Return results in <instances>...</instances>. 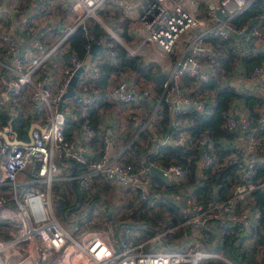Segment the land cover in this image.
I'll use <instances>...</instances> for the list:
<instances>
[{
  "label": "built area",
  "instance_id": "1",
  "mask_svg": "<svg viewBox=\"0 0 264 264\" xmlns=\"http://www.w3.org/2000/svg\"><path fill=\"white\" fill-rule=\"evenodd\" d=\"M107 1L0 0V108L37 125L24 140L16 138L9 123L0 128L9 140L23 141L9 144L0 138V220L16 226L0 234V264H243L235 247L263 263L264 202L259 205L255 193L264 194V60L246 67L233 58L224 68L229 47L210 38L227 41L238 57L264 53L261 27L230 23L252 0H147L135 17L138 42L133 46L98 13ZM89 22L106 35L92 38ZM76 32L83 38L78 48L72 39ZM115 42L124 57L139 56L158 66L159 92L121 66ZM91 43L101 49L64 96ZM147 45L168 60L148 59ZM213 83L231 90L219 112L220 128L228 136L214 138L201 130L190 137L187 115L210 111L215 93L208 86ZM245 97L256 102L248 107ZM121 121L120 131H110ZM169 147L187 152L191 167L175 156L164 158ZM69 160L84 169L59 175ZM61 180H73L87 197L105 186L109 208L124 209L113 221L115 228L69 231L62 226L80 223L62 219L61 225L53 213L51 187ZM164 189L171 190L182 220L151 234L130 225L134 212L149 215L158 208L164 198L157 192ZM110 215L119 216L115 210ZM182 225L187 226L180 228L176 243L163 245V235ZM223 235L232 256L215 248Z\"/></svg>",
  "mask_w": 264,
  "mask_h": 264
},
{
  "label": "trees",
  "instance_id": "2",
  "mask_svg": "<svg viewBox=\"0 0 264 264\" xmlns=\"http://www.w3.org/2000/svg\"><path fill=\"white\" fill-rule=\"evenodd\" d=\"M116 9L115 7L109 6L108 11L103 10L104 14H109V10L114 11ZM106 12V13H105ZM121 16V14H120ZM117 19L118 24L120 22H123L120 18L114 17ZM113 19V18H112ZM232 26H239L240 24L245 23L248 28L251 27H261L264 25V7L261 2V0H252L248 7H246L239 15L235 16L230 21ZM88 31L92 38L98 37V36H104L106 35L105 31L99 27V25L89 22L88 23ZM117 36L122 37L123 39L126 38L125 29L123 26V29L120 31H116ZM213 42H217L218 44H226L229 49L227 52V60L226 63L222 62V66L224 68H227L229 66V63H231L233 58H237L241 60V62L246 65L247 67H250L253 64L258 63L261 60H264V53L263 52H257L253 54L244 55L242 57H238L235 50H233L227 41H224L223 39H220L218 37L212 36ZM74 46L78 48V45L80 42H83V38H81L80 33L76 32L74 33L73 37ZM229 41H233L231 38L228 39ZM115 46L119 50L120 53V62L122 67H126L136 73V78L138 79L143 78L150 80L151 83L154 84V88L156 92H159L160 84L163 79V76L159 73V68L154 62H143L139 56L134 57H124V51L123 49L115 42ZM208 88L213 89L215 93V103L211 107L210 111L207 114L202 115H196V114H190L187 115L188 119L190 120L189 126L187 127V131L189 133V136L192 137L194 134L198 133L201 130H208L211 132V136L216 138L219 135H225L228 136L223 132V130L220 128L221 124V118L219 115L220 110L223 108L225 104V99L228 97V95L231 94V90L225 89L222 87H219V85L210 84ZM254 102H256L255 98L252 97H245L243 98V103L250 107L251 105H254ZM90 116H95V109H91ZM167 115L165 114V121L167 122ZM10 125V129L16 133V138L19 139H26L27 138V127H28V121H26L24 118L16 115L11 114L8 112H5L4 110L0 109V128L4 124ZM1 138V137H0ZM2 139V138H1ZM3 140V139H2ZM169 150L164 153V158H168L169 156H175L177 158L178 163L182 164V166L188 167L190 166V162H187L185 158L189 155L187 152L178 151L175 148L169 147ZM135 152V155L138 154V150L135 148L133 150ZM191 167V166H190ZM189 167V168H190ZM61 172L59 175L63 176L66 173H76L80 172L84 169L83 165L77 164L73 162L72 160L68 161V166H60ZM223 184H225L223 182ZM62 187V188H61ZM102 190H106L105 186L99 187L97 189L96 193H93L90 197L81 191L75 182L73 180H61V181H55L53 182V185L51 187V191L53 192L54 196L56 197L54 200V214L57 218H60L61 216H66L68 212L76 210L77 204H82V202H87L88 204L82 206V210L77 213V215L85 213L86 215H89L91 212V209L93 206H96L97 209L102 210L103 208L105 211L109 212L107 209L109 206L106 207V204L102 202L101 194H99ZM201 188H196V190H199ZM206 190V193L211 189V185H206L204 187ZM203 189V190H204ZM68 190V191H67ZM223 191V189H222ZM203 193V191H201ZM255 196L258 200V204L264 202V194L261 192L255 193ZM160 206L157 208L155 215H147L145 210H141L139 212H134L130 215V219L132 220L130 222V225L132 226H142L143 229L145 228L147 233H153L155 231L161 230L163 227L168 225V223L173 224L180 222L182 219V213L178 210V207L175 205L173 198L168 197L167 199L164 198V201L159 204ZM176 206V207H175ZM103 211V210H102ZM164 211V213H167L169 216V221H164L163 216L160 214ZM105 216L109 217V213L104 214ZM262 216L264 217V212L262 213ZM161 217V218H159ZM63 218H61L62 220ZM78 219L76 220V222ZM159 221V222H158ZM6 222V221H2ZM80 223V222H77ZM164 229V228H163ZM181 230V229H180ZM144 231V230H143ZM169 234L163 235V239H168ZM175 234H173V237ZM223 241L222 243L219 242L215 246L216 249L223 250L225 254L232 256V246L229 241H226L227 239L226 235H223ZM240 247H235L234 250L238 251L242 260L243 264H256L252 260L251 253H249L247 250L242 249ZM261 264H264L261 263Z\"/></svg>",
  "mask_w": 264,
  "mask_h": 264
},
{
  "label": "rangeland",
  "instance_id": "3",
  "mask_svg": "<svg viewBox=\"0 0 264 264\" xmlns=\"http://www.w3.org/2000/svg\"><path fill=\"white\" fill-rule=\"evenodd\" d=\"M105 4L102 5V8H101L102 10L99 9V12H98L100 14L101 18H104L105 19L104 21H106V23L111 27L110 29H112L115 34H116V31L122 30L123 29V26H124V29H125V25H126L127 22L125 20H123L124 17L120 13V10L119 9H114V11L109 10L110 15L109 14H104L103 13V10L106 9V8H104ZM54 8H55V10L57 12L59 11V4H58L57 1H54ZM107 11H108V9H107ZM61 12H65V11H61ZM120 14H121V16H120ZM108 17H111L113 19H115L114 17H118V18L122 19L123 22H120V24H118V22H112L110 19H108ZM119 38L122 39V37H119ZM123 41H125V40H123ZM137 80H139L142 83H147L148 82L154 88V84L151 83L150 80L143 79V78H140V77ZM120 141H122V140L120 139ZM60 172H61V170L59 171V173ZM27 187L32 188V189L39 188L40 190H43L44 189V185L43 184L42 185L29 184ZM105 189L106 190L101 191L99 194H101L102 202L105 203L106 204V207H107V206H109V204H108V200H107V197H106V195H107V192H106L107 191V188H105ZM9 190H10V188L5 189V192L8 195L10 194L9 193L10 192ZM111 191H112V189L109 190V192H111ZM157 195H160L163 198L167 199L168 197H171V190L170 189L161 190V191L157 192ZM87 204L88 203L84 201V202H82V204H77L78 205L77 206V209L68 212L66 216H61L60 218H57L56 216L55 217H56V219L59 221V223L61 225H62V223H64V222H61V218H63L66 223H68L69 220H71V221L74 220V222H75L78 219L77 222H80V224L77 225V226H75V227L74 226H69V225H66V224H63L62 225L66 229H68L69 231H74L75 229H80V228H82V229H88V228H90V229L107 231V229H109V227H110L111 230H113L115 228L114 225H113V221L115 222L117 219H119L120 217H122L123 216V213H124V209L117 210L115 208H108L110 211L107 212L103 208H101L103 210L102 211L100 209H97L96 206H93L89 215H86L85 213H82V214L77 215V213L82 210V206L85 207V205H87ZM126 206H128V205H126ZM112 210H115V214H118L119 215L118 217H116V215H115V220H113L112 219L113 217L110 215V213H111ZM156 210L149 211V213H150L149 215H151V214L152 215L157 214L156 213ZM139 211H141V210L139 209L137 212H139ZM53 213H54V211H53ZM106 213H109V217L104 215ZM160 214L163 216L164 221L165 220H167V222L169 221V216L167 215V213H164V211H163ZM159 218H161V217H159ZM131 221L132 220L130 219L129 222H131ZM175 224L176 223H173V224H171V223L169 224L168 223V225H166L165 227H171V226H173ZM184 226H187V225H182L179 228L178 227L172 228L173 232H168L167 233V234H169L168 235L169 237H168V239H165L164 238L163 245H173V244H175L177 237L180 235V231H181L180 228L183 230V229H185ZM165 227H163V228H165ZM15 228H16V226L11 225L9 222L8 223L7 222H0V234L2 236H5L7 231L14 232ZM173 234H175L174 237H173ZM146 237H147V234L140 235V239H144ZM152 244H153V241H152ZM159 244H160V242H155L153 245H159ZM17 258L18 257H16V256H12L11 257V260H17Z\"/></svg>",
  "mask_w": 264,
  "mask_h": 264
},
{
  "label": "crops",
  "instance_id": "4",
  "mask_svg": "<svg viewBox=\"0 0 264 264\" xmlns=\"http://www.w3.org/2000/svg\"><path fill=\"white\" fill-rule=\"evenodd\" d=\"M145 1H147V0H109L106 2L105 6H104V8H106L105 10L109 9V6L115 7L116 9L120 10V13L124 17L123 20H125L127 22L125 25L126 38H124V39L131 46L135 45L138 42V36L136 34L135 17L137 15L138 11L140 10V8L143 6ZM108 19H110L112 22H118L117 19H112L111 17H108ZM261 28H262V31L264 32V25H262ZM144 51H145V54L148 56V59H151L152 61L161 62V59L168 60L167 54L163 53L160 49L158 50V48L155 46H150L148 48V45H147L144 48ZM111 105L112 106H109V108L112 111H116L115 105H113V104H111ZM121 123H122V121L119 123L115 122L113 126L109 127L110 131H112V130L116 131V132L120 131L122 129ZM130 158H132V157H130ZM2 193H3V191L0 189V194H2ZM2 221H5V220H0V222H2Z\"/></svg>",
  "mask_w": 264,
  "mask_h": 264
},
{
  "label": "water",
  "instance_id": "5",
  "mask_svg": "<svg viewBox=\"0 0 264 264\" xmlns=\"http://www.w3.org/2000/svg\"><path fill=\"white\" fill-rule=\"evenodd\" d=\"M37 1V0H36ZM215 14L218 18H222L224 13L223 12H220L218 9L215 10ZM101 49V45L99 44H95V43H91L90 45V48L88 50V52L85 54L84 58H83V61H82V65L80 68L76 69L73 73V75L71 76L70 80H69V84H68V87H67V90L66 92L64 93V96L65 95H70L72 93V86L74 84V81H75V78H76V75L77 73L82 69V68H87L88 66V62H89V59L91 57V55L94 53L95 50H100ZM34 126H37L35 125L34 123H30L28 125V129H27V133H29L30 129ZM40 131L42 132V128H40ZM168 131V129L166 130V132ZM108 133V132H107ZM0 137L7 143L9 144H15V143H21L23 141L21 140H18V139H12V140H9L5 133L0 131ZM30 142V140L28 141V143ZM150 171L153 175L159 177L160 179H162L165 183H168V178L163 175L158 169L154 168V167H151L150 166Z\"/></svg>",
  "mask_w": 264,
  "mask_h": 264
}]
</instances>
